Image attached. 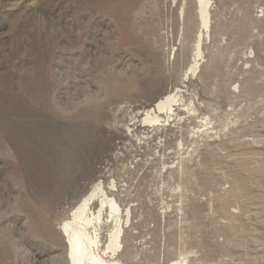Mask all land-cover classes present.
<instances>
[{
  "label": "rangeland",
  "instance_id": "rangeland-1",
  "mask_svg": "<svg viewBox=\"0 0 264 264\" xmlns=\"http://www.w3.org/2000/svg\"><path fill=\"white\" fill-rule=\"evenodd\" d=\"M211 1L185 81L194 0H0V264H65L58 211L99 179L124 264H264V0ZM175 89L194 115L132 125Z\"/></svg>",
  "mask_w": 264,
  "mask_h": 264
},
{
  "label": "bare ground",
  "instance_id": "bare-ground-1",
  "mask_svg": "<svg viewBox=\"0 0 264 264\" xmlns=\"http://www.w3.org/2000/svg\"><path fill=\"white\" fill-rule=\"evenodd\" d=\"M171 3L174 6L179 4L181 18L184 17L185 2L171 0ZM194 5L198 27L193 55L191 54L192 61L184 75L185 81L200 71L203 59L202 45L209 37L210 12L213 7L211 0H194ZM183 91L175 89L158 97L141 112V117L132 125L136 124L135 128L152 129V131L165 130L168 120L174 115L178 118L180 112L190 115L195 113L197 102L195 99L186 100ZM202 124V127L210 125V119H205ZM128 130L133 132L134 129L128 128ZM118 184L116 180L106 182L104 179H99L93 182L87 193L74 205L58 211V232L63 239L65 264H124L120 260L122 242L125 228L130 226L133 215L132 207L123 206L117 194H114L119 192Z\"/></svg>",
  "mask_w": 264,
  "mask_h": 264
}]
</instances>
